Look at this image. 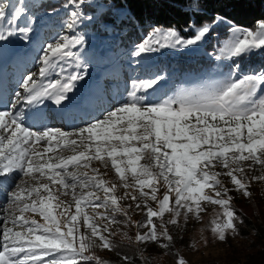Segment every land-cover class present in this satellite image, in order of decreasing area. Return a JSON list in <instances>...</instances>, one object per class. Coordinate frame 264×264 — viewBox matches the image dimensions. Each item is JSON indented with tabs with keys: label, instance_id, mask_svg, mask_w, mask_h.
Instances as JSON below:
<instances>
[{
	"label": "snow or ice",
	"instance_id": "snow-or-ice-1",
	"mask_svg": "<svg viewBox=\"0 0 264 264\" xmlns=\"http://www.w3.org/2000/svg\"><path fill=\"white\" fill-rule=\"evenodd\" d=\"M63 7L69 9L62 26L67 30L92 19L85 16L84 0H68ZM190 7L194 16L204 14V0H191ZM29 12L25 0L15 5L0 0V58L23 50L13 48L14 41L26 49L40 45L42 53L37 71L19 82L15 101L0 108V190L6 193L0 264H108L92 253L94 248L133 264V257L120 252L113 225L137 228L134 238L123 233L130 245L170 250L175 242L170 226L179 227L181 217L185 227L190 216L199 221L205 202L223 210L210 222L216 239L239 235L244 220L230 193L251 198V183L264 182V67L242 72L239 61L264 55V19L248 28L217 13L208 21L193 19V35L187 38L176 29L154 27L130 52L142 66L162 49L191 50L227 24L229 35L214 59L230 61L228 72L200 89L154 99L167 76L149 69L133 81L126 100L65 131L36 127L43 112L38 106L51 102L64 112L89 103V64L82 57L86 40L58 34L43 42L41 18ZM108 171L117 182L105 178ZM124 200L130 203L122 205ZM130 209L143 212V221H134ZM176 255L177 264H187Z\"/></svg>",
	"mask_w": 264,
	"mask_h": 264
},
{
	"label": "rangeland",
	"instance_id": "rangeland-1",
	"mask_svg": "<svg viewBox=\"0 0 264 264\" xmlns=\"http://www.w3.org/2000/svg\"><path fill=\"white\" fill-rule=\"evenodd\" d=\"M7 1L10 3L14 0ZM28 1L32 0H25L26 3ZM85 4L96 5L100 9L105 6L100 0H84ZM43 24L46 23L41 22V40L47 37V33L50 30L48 28L47 30L43 29ZM225 25H218L213 31L215 34L212 33L208 39L194 46L191 50L164 49L165 53L174 55L179 60L183 58L186 61L194 57L198 62L200 60L204 61L205 59L211 65L205 66L203 72L195 74L196 66H200L201 63L189 61L187 63L189 68L181 71L182 79L176 82V84L172 82L167 70L162 68L161 72L167 76V81L163 84L161 91L154 94V99H159L160 97L168 98L169 96L179 95L182 92L200 89L210 82L221 78L219 75L221 71L228 72L231 64L230 61H217L214 59L216 55H219V48L229 35L228 25ZM76 29L74 32H76ZM12 47L17 50H23L18 51V54L15 56L0 58V108H3L4 105L10 106L15 101V93L21 91L19 82L26 74L37 71L39 65L36 62V58L42 55L38 51L40 45H36L35 49H26L23 48V45L19 41H14ZM73 50L75 51V49ZM100 54L105 58V61L102 63L95 61L93 56L84 58L89 64L88 71L90 73V79L87 84V88L91 93L89 103L74 106L64 112H60L57 106L51 102H46L47 107L38 106L43 108V112L40 113V119L36 122V127L47 125L61 128L65 131H71L76 127L82 126L86 120H92L100 116L105 108H110L113 104H117L128 98L133 82L129 83L127 81L126 74H124L126 70L121 65L120 60H116L111 55V50L107 45L100 51ZM156 60L157 58L154 61ZM154 61L149 60L147 62L146 71L156 69L152 66ZM239 63L242 72L258 71L264 67V55L254 54L250 57L242 58ZM135 68L134 75L137 77L135 80H138L142 78V76L138 77V72H144L145 70L139 66H135ZM68 154L70 153H65V155ZM143 162L141 161V163ZM95 166L99 167V164L96 163ZM104 171L105 169L101 168V172ZM256 174H259V171ZM105 178L117 182L114 171H108ZM224 179L228 180L227 178ZM250 188L252 192L251 198L235 190L230 193L233 197L235 211L244 220V223L240 225L239 235H233L229 232L226 241L220 242L216 239L210 230V222L218 214H221L223 210L220 206L205 202L203 206L206 208V211L201 213V219L199 221L190 216L185 227V222L183 217H181L179 227L170 226V232L175 238L174 246L170 250H164L155 244L130 245L128 240L121 242L123 244V250L126 252L133 251L132 249L138 246L139 250H142L144 253L149 255L153 254L154 262L158 264H177V253L187 261V264L251 263L255 258L264 257V182H252ZM123 191L124 189L118 188L117 195H122ZM128 203H130L128 200L121 202L122 205H127ZM4 207H6V203ZM99 211L103 212L104 210L100 209ZM129 213L132 215L133 220L137 221L139 215L143 212L130 209ZM35 218L43 222L39 216ZM168 219H170V214L166 213L164 217L165 222ZM83 230V227H81V231ZM145 230L141 229L140 231ZM113 231H117L118 237L124 238L123 233L127 232L128 236L134 238L137 229L122 225H113ZM92 253L101 257L103 260H106L108 256V251L100 248L92 249Z\"/></svg>",
	"mask_w": 264,
	"mask_h": 264
},
{
	"label": "trees",
	"instance_id": "trees-1",
	"mask_svg": "<svg viewBox=\"0 0 264 264\" xmlns=\"http://www.w3.org/2000/svg\"><path fill=\"white\" fill-rule=\"evenodd\" d=\"M16 1L7 2L10 5H15ZM67 1L32 0L27 2L30 8L29 15L35 13L36 16L41 18V22L46 23L42 25L43 29H50L47 37L42 41L52 42L58 38V34L70 37L83 36L86 40V45L82 57L88 58L93 56L95 61L101 63L105 61V58L100 54V51L107 45L111 50V55L116 60H120L121 65L126 70L124 74H126V79L129 83H132L137 78L134 75L135 66L144 68V72H138V77L142 76L143 78L147 72V62L149 60L154 61L155 58L157 60L152 65L156 68L155 70L161 71L162 68L166 69L172 82L175 84L182 79L181 71L189 68L187 65L189 61L201 63L200 66H196L195 74L203 72L205 66L211 65L205 59L198 62L194 57L186 61L183 58L179 60L176 56L165 53L164 49L160 53L154 54L143 66L138 64L130 56V52L133 46L141 42L154 27L164 30L173 28L180 31L181 35L187 38L193 35V31L189 26L193 19L208 21L217 13L227 17L230 23L248 28H254L257 21L264 19V0H204L205 11L202 16H194L190 7L191 0H100L102 4H105L102 9L96 5H84L83 11L86 17L90 16L92 19H85L80 22L76 32H74L62 27L68 20L69 9L63 7ZM33 3L36 7L32 6ZM45 13L51 15H45ZM25 22V19L19 21L22 24ZM212 33L215 34L214 32ZM256 172L249 175H255ZM109 180L113 181L112 179ZM224 182L229 187H232L229 180L224 179ZM5 203L6 193L0 190V217L5 215L3 213ZM143 219L144 213H141L137 221H143ZM154 221L158 222L156 218H154ZM130 227L137 229L135 226ZM114 239L120 244L121 253L134 258L133 264H144L145 261H147V264H158L154 262L153 254L144 253L142 250H139L138 246L132 249L133 251L126 252L123 250L121 242L127 241V239L118 237V235ZM107 251L108 256L105 261L108 264H124L116 252ZM81 264H84V262H81ZM237 264H264V257L255 258L251 263L239 262Z\"/></svg>",
	"mask_w": 264,
	"mask_h": 264
}]
</instances>
